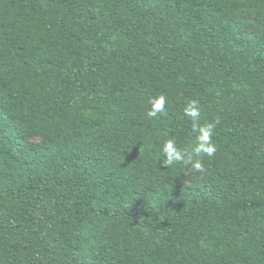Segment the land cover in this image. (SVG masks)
Listing matches in <instances>:
<instances>
[{"label":"trees","instance_id":"16d2710c","mask_svg":"<svg viewBox=\"0 0 264 264\" xmlns=\"http://www.w3.org/2000/svg\"><path fill=\"white\" fill-rule=\"evenodd\" d=\"M0 264H264V0H0Z\"/></svg>","mask_w":264,"mask_h":264},{"label":"clouds","instance_id":"9594fccd","mask_svg":"<svg viewBox=\"0 0 264 264\" xmlns=\"http://www.w3.org/2000/svg\"><path fill=\"white\" fill-rule=\"evenodd\" d=\"M148 103L150 105L147 111L149 119L157 118L165 112V95L151 97ZM183 112L192 120V132L196 134L195 143L189 147L181 148L177 146L174 138L165 139L160 145V153L164 157L162 164L168 167L175 164L190 165L193 170L202 172L204 171V165L201 157H212L217 150L212 140L216 124L212 122L200 124L201 110L197 100H189ZM218 122L217 120L216 123Z\"/></svg>","mask_w":264,"mask_h":264},{"label":"rangeland","instance_id":"374dc122","mask_svg":"<svg viewBox=\"0 0 264 264\" xmlns=\"http://www.w3.org/2000/svg\"><path fill=\"white\" fill-rule=\"evenodd\" d=\"M29 143H41V139L39 137L32 138ZM186 179L184 184L188 186H197L202 178L204 177L203 172H197L195 170H185Z\"/></svg>","mask_w":264,"mask_h":264}]
</instances>
